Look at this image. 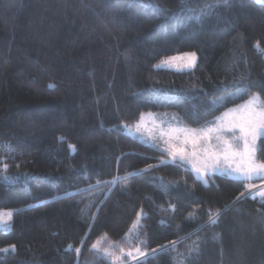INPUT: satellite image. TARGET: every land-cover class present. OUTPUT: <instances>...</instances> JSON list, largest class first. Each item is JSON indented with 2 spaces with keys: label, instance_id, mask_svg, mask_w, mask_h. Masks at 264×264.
Here are the masks:
<instances>
[{
  "label": "trees",
  "instance_id": "1",
  "mask_svg": "<svg viewBox=\"0 0 264 264\" xmlns=\"http://www.w3.org/2000/svg\"><path fill=\"white\" fill-rule=\"evenodd\" d=\"M156 2L159 11L150 0H0V209L22 208L10 230L0 229V249L15 245L0 264H109L91 250L101 237L103 247L125 249L179 241L148 264H264V201L253 191L264 179L216 174L205 184L167 165L130 177L127 187L104 183L165 155L122 123L171 112L201 127L248 98L203 111L241 78L264 96V1ZM201 9L200 20L186 22ZM187 52L197 54L192 70L155 67ZM152 177L182 183L165 193ZM141 208L143 227L129 243Z\"/></svg>",
  "mask_w": 264,
  "mask_h": 264
},
{
  "label": "snow or ice",
  "instance_id": "2",
  "mask_svg": "<svg viewBox=\"0 0 264 264\" xmlns=\"http://www.w3.org/2000/svg\"><path fill=\"white\" fill-rule=\"evenodd\" d=\"M229 0H219L214 7H229ZM150 7L159 11L161 6L156 0H150ZM212 7V6H208ZM189 11H192L189 9ZM204 14L201 9L200 14L190 15L186 22L200 20ZM255 47L260 49L259 42ZM197 65V54L187 52L182 55L165 57L157 64L156 68L168 67L176 71L192 70ZM255 82H246L243 78L231 84L232 91H228V86L224 88L225 95L214 97L208 108L203 111L208 112L215 110L219 106L231 101L232 97L241 94L247 95L248 98L242 103L228 108L220 116L214 117L211 121L205 122L201 127H190L182 122V118L176 113H142L140 118L133 124L122 123L123 127L131 135L139 133L141 138L145 139L147 144L153 149L164 153L155 159L159 160L158 164L147 165L143 169H137L135 172H129L124 177H115L111 181L104 183H116L123 180L125 187L130 177L138 174L148 173L158 167L171 165L184 171H191L199 181L208 183L217 173L226 175L232 180L239 182H250L255 179H264V159L261 153H264V96L261 93H252L250 90ZM49 88H54L55 84L50 83ZM198 106L192 107L193 116L200 113ZM150 122V123H149ZM167 124V127L164 125ZM61 139H63L61 137ZM74 147V146H73ZM142 155V154H141ZM7 163L3 164V170H7ZM4 179L10 178L6 175ZM153 180L161 181L160 190L167 193L174 187H179L181 181H169L163 184V177H152ZM100 183V181H97ZM185 188L187 182L183 181ZM246 188H253L254 185L246 183ZM243 195V193L241 194ZM261 201H264V190L258 193ZM170 209L174 212L176 205L169 204ZM164 211V209H161ZM14 212L11 209L0 210V228H6L12 221ZM220 215L219 210L209 212V224H215ZM146 217L143 208L137 213L136 221L133 223L129 236L125 239L131 243V232H136L137 238L140 233L138 228L143 227L141 220ZM189 220L195 219L190 214ZM161 224H167V219H162ZM101 237L91 245V250L99 257L109 261V264H148L150 258H155L158 251L166 248H175L179 241H169L166 244L159 245L157 248L147 249L141 245H146V241H140V245L125 249L122 245L112 243L108 247L102 246ZM184 239V238H181ZM113 249H118L117 251ZM72 250L69 244L66 251ZM15 251V245L0 249V253ZM79 247L75 248L76 253H80ZM195 251H199L198 247ZM191 254V253H190ZM188 257H181L176 264H185Z\"/></svg>",
  "mask_w": 264,
  "mask_h": 264
},
{
  "label": "rangeland",
  "instance_id": "3",
  "mask_svg": "<svg viewBox=\"0 0 264 264\" xmlns=\"http://www.w3.org/2000/svg\"><path fill=\"white\" fill-rule=\"evenodd\" d=\"M259 1H264V0H259ZM178 55H182V54H178ZM197 61H198V58H197ZM161 68H164V69H171V70H175V69H172V68H168V67H161ZM176 71V70H175ZM185 71H187V70H185ZM165 113H171V112H165ZM184 123V122H183ZM165 126V125H164ZM127 132L129 133V131L127 130ZM139 139H142V140H144V141H146L145 139H143V138H141V137H139ZM217 174H219V173H217ZM261 180V179H260ZM254 181V180H253ZM260 187L261 186H264V183H262V184H260L259 185ZM257 187V186H256ZM258 189V188H257ZM257 189H254L253 191H255V190H257ZM262 190H264V188L262 189ZM261 190V191H262ZM9 209H11V210H13V212H14V214H15V212L16 211H18V210H20V209H22V208H9ZM0 210H6V209H0ZM14 216V215H13ZM13 219V218H12ZM12 222V221H11ZM11 222H10V224L6 227V228H0V229H3V230H10L11 229Z\"/></svg>",
  "mask_w": 264,
  "mask_h": 264
},
{
  "label": "crops",
  "instance_id": "4",
  "mask_svg": "<svg viewBox=\"0 0 264 264\" xmlns=\"http://www.w3.org/2000/svg\"><path fill=\"white\" fill-rule=\"evenodd\" d=\"M156 114H161V113H156ZM182 122H183V121H182ZM149 123H150V122H149ZM165 127H167V124H165ZM134 136H135V137H138V138L141 137V135H140L139 133H136ZM255 180H257V179H255ZM252 181H253V180H252ZM259 185H260V184H259ZM259 185H258L257 187H255L254 189H257V188H258L257 190H259V192H260V191L264 188V186H261V187H260ZM254 189H253V190H254Z\"/></svg>",
  "mask_w": 264,
  "mask_h": 264
}]
</instances>
